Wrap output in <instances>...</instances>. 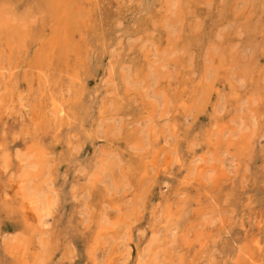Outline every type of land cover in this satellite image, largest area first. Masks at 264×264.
Masks as SVG:
<instances>
[{"label":"bare ground","instance_id":"obj_1","mask_svg":"<svg viewBox=\"0 0 264 264\" xmlns=\"http://www.w3.org/2000/svg\"><path fill=\"white\" fill-rule=\"evenodd\" d=\"M134 1V8L116 10L113 0H85L91 8H76L89 15L81 20L83 45L70 67L65 61L54 68L59 37L68 33L66 1L0 0V264H97L105 244L117 239L125 196L140 205L139 192L156 166V184L135 218L149 221L147 233L131 226L126 243L114 246L104 264L200 263L201 256L185 259L190 227L178 236L174 230L188 213L187 202L172 197L190 190L198 203L222 191L228 174L210 160L228 151L247 163L264 137V0H255L252 16L247 8L232 15L233 0L221 13L220 0ZM210 4L216 5L211 24L197 31L194 21L208 16L202 5ZM225 26L234 28L222 33ZM215 38L221 42H211ZM241 40L253 47L244 61L235 50ZM213 45L220 50L215 58ZM34 54L42 59L31 62ZM212 62L218 84L206 123L181 139L180 121ZM34 82L39 97L32 95ZM101 137L98 160H81L83 148ZM170 137L177 139L175 158L161 161ZM187 139L182 152L178 144ZM63 166L83 178L66 183ZM168 180L174 192L163 189ZM191 211L199 221L188 225L196 240L202 236L200 246L216 244L209 230L222 223L219 209ZM258 233L230 253L214 247L223 257L212 255V264H264V235Z\"/></svg>","mask_w":264,"mask_h":264},{"label":"rangeland","instance_id":"obj_2","mask_svg":"<svg viewBox=\"0 0 264 264\" xmlns=\"http://www.w3.org/2000/svg\"><path fill=\"white\" fill-rule=\"evenodd\" d=\"M66 6H68V14L66 15V27L68 28V33H62L59 37L61 41L60 44L56 48V58L54 57V68L62 67V65L67 62L68 66H71V63L73 61V56L76 52V49L79 45H83V27H81V20L84 18H89V15L85 14L86 8L88 7L85 3V0H65ZM236 2L235 9L232 11V15L238 16L242 11L250 10L248 13L252 16L257 13L256 11V2L255 0H233ZM232 2V1H231ZM232 2V3H234ZM232 3L226 2V0H220L217 3V6L219 7L220 13L224 9L227 10L231 7ZM113 4L117 6L116 10H121L125 8H134L136 5V2L134 0H113ZM224 4V5H223ZM78 6L85 7V10L82 9V11L78 10ZM206 8V14L207 17L203 19H196L194 21L195 24H197L196 30L199 31L201 29L207 30L208 27L211 24V16L215 12V6L210 4L208 5H202ZM103 9V8H102ZM101 9V10H102ZM89 10V9H88ZM87 11V10H86ZM255 12V13H254ZM246 13V11H245ZM121 26H124V23L122 22ZM233 26H225L222 29V33L225 31H232ZM204 30V31H205ZM121 32V28L119 30ZM221 31V30H220ZM219 31V35H220ZM242 31V30H241ZM247 33V31H246ZM246 33H242V39L246 37ZM221 42L220 38H215L214 43ZM91 43V41H90ZM220 45V44H219ZM59 47V48H58ZM89 48L92 47V44L88 46ZM253 47L249 48L246 42H241L237 44L235 47V50L238 53V57L244 61L246 60V57L248 55H252L253 51L251 50ZM95 52V51H94ZM211 53L213 54L214 58L220 55L219 47L217 49V46L211 47ZM246 55V57H245ZM190 58H194L193 54L190 55ZM41 57H38L37 54L32 55L31 62L36 63L38 60H41ZM94 57L91 56V63L94 64L95 60H93ZM112 60L114 59L111 58ZM91 64V65H92ZM93 67V66H91ZM94 68V67H93ZM20 70V69H19ZM30 70V69H28ZM30 72V71H29ZM53 74L56 75L54 71H52ZM34 82V91L32 92V95H35V97L38 96L37 91V85ZM63 84L66 85V82L63 81ZM218 84L217 79V72L216 67L213 65V62L210 64V71L209 76L206 79L199 96L195 103H193V108L191 107L190 112L188 113L186 118L181 119L182 127L185 129H182L180 131L181 135L183 134V137H180L181 139H186V135L190 136V134H194V130L198 125L206 123L205 115L209 112V105L211 100H213V88L214 85ZM245 86V84H243ZM223 100V99H222ZM250 104V103H248ZM255 103H252L251 105H254ZM227 105L223 102V104L220 106V114L224 116V112L226 111ZM246 111V106H242L241 112ZM264 118V116H263ZM144 127V125H142ZM103 134H100V136ZM183 140V142L178 144L179 149L182 151L186 149V141ZM256 141V138H255ZM104 138H99L98 142L93 145H86L85 148L80 153V159L84 160L94 155L93 161L96 162L98 158L101 156V149L103 148ZM176 145H177V139L174 137L167 138V142L165 144V149L160 154V159L163 161L165 157L167 156L170 159L175 158L176 155ZM194 149L197 148V145L195 143ZM122 150V149H121ZM135 149H130L132 153H143L142 150L137 151ZM94 151V152H93ZM183 152V151H182ZM117 154V153H116ZM118 157V161H122L121 156ZM160 161V162H161ZM159 162V164H160ZM210 163H216L220 166H222L225 171L228 174V180H226L222 186L223 190H212L211 194L208 198L202 199L200 202L196 203L195 201V192L186 190L183 194H179L178 196L176 194H173L172 199L175 201H186L187 205L185 204V208L188 209V213L184 218H181L179 226H177L174 230V233L178 236L183 231H190L188 232L189 238L193 240L192 246L189 249V251L185 254L186 261H190L193 259H196L197 257L201 256V260L199 264H212V255H215L217 257V260H220L223 256L219 254V252H215L213 254L214 247L220 249V251L223 254L230 253L237 244H240L242 242H251L252 239L257 235V233H261L264 235V137L260 138L258 140V143L254 146V151L252 153L251 160L247 163L241 162L236 155L231 154L228 151L222 152L217 159H211ZM158 164V166H160ZM158 167H154V169L149 168V175L144 183V189L139 192V194L142 196V202L140 205L137 204L136 200L125 196L122 210L121 217L122 219V226L119 228H115L116 231H114V234L117 233L115 236L117 237L116 240H114V243L108 242V244H105V250L100 251L97 256V264H104L106 262V259L113 250L114 246L119 247L121 246V243L125 244L126 239L129 235V230L131 226H133L136 230L142 229L144 233H147L148 231V223L149 221H143V223L136 222L135 218L140 214V212L144 211L143 202L147 197V194L149 190L152 188V185L156 182V174L158 172ZM73 167L63 166L62 173H63V180L66 183H70L72 180L75 179H81L83 176L79 177V172H74ZM72 175L74 176V179H72ZM174 177V176H173ZM138 176H135L134 180L137 182ZM156 184V183H155ZM131 185V184H130ZM166 187L163 186V189L165 191H171L174 192V186L175 182L173 180H168L166 183ZM113 190H111L112 192ZM230 193V201L227 195ZM129 198V199H128ZM226 199V201H225ZM216 208L219 209V211L222 213L223 218H220L222 220V223L219 224L218 221H215L212 224V227L209 231H212V234L215 238L216 244L209 243L205 247L200 246V241L202 239V236L196 240L195 239V232L191 230V226L188 225L191 221V224L197 223L199 220L196 218H191V209L194 208ZM161 212H163V208L160 209ZM112 211H107V213ZM160 215L158 218H162V215ZM189 219V220H188ZM242 221L245 222L247 232L246 235L243 236L242 233ZM143 227V228H142ZM119 232H118V230ZM119 233V234H118ZM258 233V234H259ZM198 235V234H197ZM125 236V237H124ZM119 238V239H118ZM197 238V237H196ZM249 238V239H248ZM125 242H124V241ZM116 242H119V245H115ZM111 244V246H110ZM78 244H74V247L76 248ZM110 246V247H109ZM109 250V251H108ZM106 253V254H105ZM106 257V258H104ZM1 260V259H0ZM133 260L131 259L130 262ZM1 262V261H0ZM73 264H76L73 262ZM78 264H86L85 262L80 261Z\"/></svg>","mask_w":264,"mask_h":264}]
</instances>
